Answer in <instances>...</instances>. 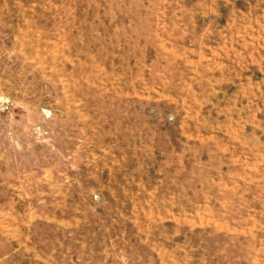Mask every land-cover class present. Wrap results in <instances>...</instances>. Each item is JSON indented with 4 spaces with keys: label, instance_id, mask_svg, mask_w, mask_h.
<instances>
[{
    "label": "rangeland",
    "instance_id": "1",
    "mask_svg": "<svg viewBox=\"0 0 264 264\" xmlns=\"http://www.w3.org/2000/svg\"><path fill=\"white\" fill-rule=\"evenodd\" d=\"M0 264H264V0H0Z\"/></svg>",
    "mask_w": 264,
    "mask_h": 264
}]
</instances>
